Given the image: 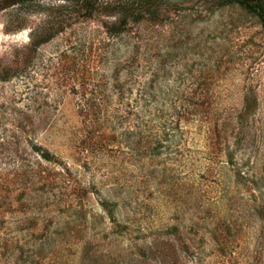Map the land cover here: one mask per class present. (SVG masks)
<instances>
[{"label": "trees", "instance_id": "16d2710c", "mask_svg": "<svg viewBox=\"0 0 264 264\" xmlns=\"http://www.w3.org/2000/svg\"><path fill=\"white\" fill-rule=\"evenodd\" d=\"M27 1L37 4L42 0H8L7 6ZM51 1L59 3L40 7L37 21L29 27L28 42L12 54L13 64L0 63V81L8 80L10 74L20 75L39 46L56 34L68 33L72 40L53 55V69L62 73L56 85L73 94L81 125L77 147L84 163L96 165L120 154L139 172L150 168V174L164 176L168 171L175 174L177 169L188 168L191 216L185 232L169 221L152 226L135 219L137 212L125 205L131 203L128 193L121 194L119 183L112 178L114 172L105 169L103 177L112 180L110 185L104 189L99 184L100 191L91 183L105 216L96 214L98 231L80 239L78 263L264 264V191L258 186L262 176L254 169L258 159L249 157L241 163L233 148L241 133V120L250 113L249 105L233 115L221 109L220 95L213 90L220 80L221 56L206 67L205 73L176 85L171 49L175 39L186 36L175 25L179 1ZM215 1L219 6L233 5L253 13L264 36V0ZM92 24L101 30L97 32ZM250 97L245 95L248 103ZM32 149L44 161L57 163L55 155L40 145H32ZM61 166L60 175L66 181L68 167L64 163ZM229 175L247 183L258 223H248L233 213L234 197L230 194L235 191H230L231 185L225 181ZM166 179L157 181L160 186L156 192L180 185L178 177L171 181V187L165 184ZM41 180L46 176L38 173L36 181ZM254 188L259 190L258 199ZM77 199L68 209L69 217L84 220L87 229L96 217L88 215L85 204ZM71 222L74 220L65 228ZM41 236L31 244V262L35 264L43 260L41 252L46 247L47 241ZM118 236L128 244L112 250ZM25 246V239L0 237L5 255L0 264H17ZM6 250H10L7 255Z\"/></svg>", "mask_w": 264, "mask_h": 264}, {"label": "rangeland", "instance_id": "374dc122", "mask_svg": "<svg viewBox=\"0 0 264 264\" xmlns=\"http://www.w3.org/2000/svg\"><path fill=\"white\" fill-rule=\"evenodd\" d=\"M7 1L0 0L1 65L11 64L15 50L28 42L29 27L37 21L40 7L59 3L42 0L37 4L27 1L7 6ZM177 1L175 25L179 31L184 30L186 36L175 39L171 49L172 75L178 77L176 85L205 73L206 67L221 56L220 80L213 90L220 95L221 109H227L230 115L245 104L249 105L250 113L241 120V133L236 136L233 148L241 163L247 162L249 157L258 159L254 169L262 176L258 181L262 192L264 36L260 23L253 13L233 5L219 6L215 0ZM91 28L97 32L101 30L95 24ZM67 34H56L39 46L35 57L23 65L25 70L20 75L10 74L8 80L0 81V237L28 241L17 264H35L32 263L34 251H30L31 244L37 242L33 239L40 235L47 242L39 264H79L80 239L98 231L100 224L96 214L104 215L91 183L100 191L99 184L106 189L112 180L103 177L105 169L114 172L112 178L119 183L121 194L128 193L131 203L125 205L137 212L135 219L152 226L169 221L184 232L189 228L188 168L177 169L175 174L168 171L169 174L164 176L150 174V168L139 172L120 154L96 165L89 161L84 163L77 147L80 145L81 125L75 113L73 94L66 87L56 85L62 73L53 69V55L65 47L69 39L72 40ZM249 94L248 103L245 95ZM35 144L55 155L57 163L38 157L32 149ZM61 163L68 167L66 181L60 175ZM38 173L46 176V180L37 182ZM176 177L181 179L180 185L174 184V188L166 191L160 188V192H156L155 188L160 186L156 185L157 181L167 178L165 184L171 187L170 183L177 181ZM225 181L231 185L230 191H235L230 194L234 197L231 203L233 213L248 223H258L259 218L252 210L254 197L249 195L247 183L233 175L226 176ZM254 189L258 199L259 190ZM77 197L85 204L86 213L96 217L86 226L87 229H84L87 224L84 220L69 217L71 211L68 209L75 206ZM73 220L65 228L66 223ZM118 237L112 250L124 249L128 244L124 238ZM9 251L4 253L7 255ZM2 254L0 249V261L5 258Z\"/></svg>", "mask_w": 264, "mask_h": 264}]
</instances>
